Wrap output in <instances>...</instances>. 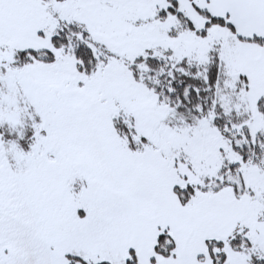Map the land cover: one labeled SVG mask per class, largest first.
Instances as JSON below:
<instances>
[{
  "label": "snow or ice",
  "instance_id": "obj_1",
  "mask_svg": "<svg viewBox=\"0 0 264 264\" xmlns=\"http://www.w3.org/2000/svg\"><path fill=\"white\" fill-rule=\"evenodd\" d=\"M0 264H264V0H0Z\"/></svg>",
  "mask_w": 264,
  "mask_h": 264
}]
</instances>
